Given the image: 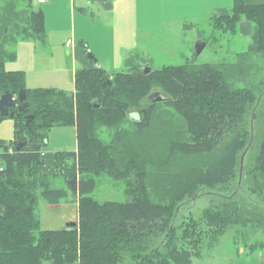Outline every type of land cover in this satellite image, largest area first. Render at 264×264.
Returning <instances> with one entry per match:
<instances>
[{"label": "trees", "instance_id": "1", "mask_svg": "<svg viewBox=\"0 0 264 264\" xmlns=\"http://www.w3.org/2000/svg\"><path fill=\"white\" fill-rule=\"evenodd\" d=\"M243 18L253 24L252 40L232 61L182 55L183 63L144 75L135 51L126 70H76L68 92L27 88L22 70L5 68L16 56L11 44H45L47 32L34 0H0V94L24 91L26 104L12 109L13 137L0 139V264H190L205 236L214 242L236 225L246 242L264 231V74L255 78L256 56L264 61V3L233 0L209 24L233 34ZM156 90L168 99L152 103ZM68 124L76 149L54 152L56 172H40L48 131ZM100 175L122 182L126 201L94 199ZM69 191L76 226L40 229L38 196L58 205ZM205 197L198 217L184 219L181 212ZM179 233L186 248H178Z\"/></svg>", "mask_w": 264, "mask_h": 264}, {"label": "rangeland", "instance_id": "2", "mask_svg": "<svg viewBox=\"0 0 264 264\" xmlns=\"http://www.w3.org/2000/svg\"><path fill=\"white\" fill-rule=\"evenodd\" d=\"M201 2L203 0H200ZM217 4L227 6L226 0H215ZM203 3V2H202ZM40 5H36L39 7ZM43 6V4H42ZM42 8V7H41ZM229 12L231 9H228ZM43 11V9H42ZM44 13V11H43ZM46 20L45 29L47 34L51 35V40L48 44L51 45L52 54L43 56L45 53L37 52L35 56V63L29 59L28 56L23 57V63L30 64V74L41 81L45 85H54L57 89L64 91L74 90V83L72 82V70L68 68L70 48L55 43V38L60 35L62 31L54 29L55 21L48 14L44 15ZM241 22L244 23L243 26ZM51 29V33L49 29ZM214 31V32H213ZM48 34V35H49ZM253 24L252 22L243 18L237 27V31L233 34H221L216 30H211L210 24L205 22L198 23L196 26L180 25V27L171 26L169 29H162L156 33L150 35L139 36V45L137 46L138 53L142 56L141 63L143 65L149 63L151 68L158 69L164 65H175L184 62L182 53L195 63H202L207 61H219L235 59L237 52L246 50L252 40ZM209 39V43L205 45L204 49L199 54H195L194 44L198 39ZM23 42V41H22ZM34 42H39L37 48L43 52L48 51L46 42L41 43L39 40L27 39L24 46L31 47ZM18 43V42H17ZM12 46L16 53V45ZM55 43V46H54ZM40 46V48H39ZM138 59V58H137ZM257 61L256 79L260 78L264 74V61L262 57L256 56ZM19 64V62L17 63ZM10 65V66H9ZM7 66L11 67L12 64L8 63ZM16 66V65H14ZM12 68V67H11ZM127 67L123 65L120 70H126ZM255 79V80H256ZM13 118L5 117L0 120V139L8 140L13 137ZM76 149V133L74 125H60L52 127L47 134L46 143L43 145L44 152V169H54V152L56 151H73ZM96 186L91 196L102 202L105 200L112 201H126L127 195L124 192V185L120 181H115L107 177L106 175H100L96 178ZM238 184V183H237ZM57 185H65L57 180ZM203 197V196H202ZM77 197L73 196L69 191L68 196L62 199L58 205L48 204L40 195L37 201V216L40 220V229L45 230H58L62 229L66 223L75 222L77 217ZM208 199L199 198L196 200L194 207L191 209L183 210V218L188 219L190 216L198 217L200 211L207 206ZM192 205V206H193ZM237 226L228 228L221 234L216 235L217 240L211 242L207 236L203 237L199 250V259L193 257L192 264H217L215 262L223 261L227 263L230 260H235L236 257L240 258L239 264H249L250 258L257 255H262L264 258V231L253 232L248 240L244 242L243 235L236 237ZM177 238H181L178 243V248L182 249L185 246V241L182 240L181 234H177ZM251 252V253H250ZM253 252V253H252ZM250 253V254H248ZM248 254V255H247ZM259 256V257H260ZM256 258V259H259ZM264 260V259H263ZM190 263V264H191ZM42 264H52L47 259ZM76 264V263H72ZM236 264V263H235Z\"/></svg>", "mask_w": 264, "mask_h": 264}, {"label": "crops", "instance_id": "3", "mask_svg": "<svg viewBox=\"0 0 264 264\" xmlns=\"http://www.w3.org/2000/svg\"><path fill=\"white\" fill-rule=\"evenodd\" d=\"M226 1L227 6L219 5L215 0H203V3L200 0H44L40 3L34 0V4L42 7L45 17L49 14L53 18L54 29L62 31L54 40L58 46L64 44L65 47L70 48L67 62L69 63L68 68L72 70V82L74 83V73L78 69L102 67L107 71L120 70L125 65V60L138 51L139 36L145 34L147 36L162 29H169L171 26H196L201 22L208 25L212 17L229 13L228 9L233 6V0ZM245 1L248 4L264 3V0ZM243 24L241 22L242 26ZM51 29H49L50 33ZM48 34L46 46L49 52L38 50L39 42H34L32 47L31 45L25 47V42L20 41L16 45L15 59L5 63L7 70H22L25 73L27 88L57 89L54 85H45L39 79L34 78L30 74V64L22 61L23 57L28 56L35 63L37 52L38 54L45 53L43 56L52 54L51 45L48 44L52 39ZM68 40L70 43L66 45ZM84 44L94 59L87 54L83 47ZM8 63L12 64V68L9 67L10 65L7 66ZM43 166L44 163L40 167L42 173L56 172L55 166L49 171ZM75 222H77V217ZM258 257L257 255L250 257L255 259H249L251 260L249 264H264L262 255L256 259ZM196 258L199 259V257ZM239 260L240 258L236 257L235 260L227 263L223 261L215 263L239 264Z\"/></svg>", "mask_w": 264, "mask_h": 264}, {"label": "water", "instance_id": "4", "mask_svg": "<svg viewBox=\"0 0 264 264\" xmlns=\"http://www.w3.org/2000/svg\"><path fill=\"white\" fill-rule=\"evenodd\" d=\"M206 43L203 40L198 39L195 44H194V51L195 54H199L202 49H204ZM91 56V55H89ZM142 73L144 75L148 74L151 71V67L147 64L143 65L141 67ZM25 98V92L24 91H20L16 96L13 95L10 92H5V93H1L0 94V120H2L5 117H13L14 112L12 111V109H14V107L17 105L19 110H23V108L25 107V103L23 102ZM148 99L152 102H160V101H166L168 99V97L163 94V92L161 93L160 91H152L149 95H148ZM96 107V106H95ZM31 118V116H30ZM243 157H244V153L241 155V163L243 161ZM77 174H75L74 176H72V178L70 180H68V185H70V187H76L77 186ZM76 226V222H68L65 224V226L62 228L63 230L66 228H70V227H75Z\"/></svg>", "mask_w": 264, "mask_h": 264}, {"label": "built area", "instance_id": "5", "mask_svg": "<svg viewBox=\"0 0 264 264\" xmlns=\"http://www.w3.org/2000/svg\"><path fill=\"white\" fill-rule=\"evenodd\" d=\"M44 0H37V3H40V2H43ZM70 43V40H68V42L66 43V45L67 44H69Z\"/></svg>", "mask_w": 264, "mask_h": 264}, {"label": "clouds", "instance_id": "6", "mask_svg": "<svg viewBox=\"0 0 264 264\" xmlns=\"http://www.w3.org/2000/svg\"><path fill=\"white\" fill-rule=\"evenodd\" d=\"M135 119H139V116L135 113L132 114Z\"/></svg>", "mask_w": 264, "mask_h": 264}]
</instances>
